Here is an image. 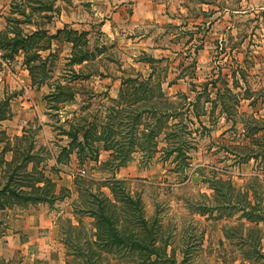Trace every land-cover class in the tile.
Masks as SVG:
<instances>
[{
	"label": "rangeland",
	"instance_id": "obj_1",
	"mask_svg": "<svg viewBox=\"0 0 264 264\" xmlns=\"http://www.w3.org/2000/svg\"><path fill=\"white\" fill-rule=\"evenodd\" d=\"M257 1L0 0V107L6 111L0 120V190L7 184L29 187L25 176L35 164L33 176L42 171L52 177L58 195L28 204L2 197L0 237L9 236L13 244H5L0 264H69L74 258L83 264L82 252L95 251L101 253L100 264H140L137 254L88 244L95 228L87 209L96 205L95 194L114 198L109 187L140 198L145 215L157 218L161 237L170 241L168 251L175 253L176 262L167 264H178L184 255V264H252L236 240L227 238L225 227L254 222L228 206L227 185L217 186L224 187L222 196L211 183L230 180L254 200L253 187L264 204V8ZM65 26L87 32L82 42L94 56L72 62L73 43L55 37L43 49L44 35L54 36ZM34 32L35 39L22 42ZM150 75L176 106L185 102L184 110L219 75L229 79L239 103L231 115L218 108L202 115V123L187 109L185 154H169L179 139L164 132L174 130L180 117L168 122L165 117L156 151L138 149L117 167L112 160L119 153L102 149L103 144L135 137L131 128L139 112L141 126L159 122L144 108L152 102L135 103L132 84L123 81ZM59 81L73 86V100L50 99ZM205 99L207 94L201 112L212 106ZM87 122L113 127L93 142L99 157L88 148L82 163L78 147L70 153L64 147L72 140L70 130ZM36 216L46 217L40 228ZM258 226L264 250V220ZM15 235H28L31 243L18 247Z\"/></svg>",
	"mask_w": 264,
	"mask_h": 264
},
{
	"label": "trees",
	"instance_id": "obj_2",
	"mask_svg": "<svg viewBox=\"0 0 264 264\" xmlns=\"http://www.w3.org/2000/svg\"><path fill=\"white\" fill-rule=\"evenodd\" d=\"M86 33L87 32L85 31L79 32L78 30L68 29V27L65 26L62 29H58L54 36L44 35L47 43L43 45V49L49 47L48 45H50L52 38H62L73 43L71 61L83 63L94 56V53L84 46L86 40L82 42ZM37 35V32L31 33L23 38L22 42L26 43L30 39L33 40ZM30 60L31 59L28 61ZM153 60L155 59L153 58ZM138 76H129L128 78H124L123 81L132 84L134 88L132 94L135 96V103H137V101H143L141 105L143 106L149 104V101L152 102L151 105H147L144 108L145 110L149 108L151 111H147L148 114L151 117H156L159 122H154L152 124H145L144 122L143 126H141L138 122L139 117L141 116V112H139L137 114V119L134 121V125L131 128L133 130L132 134L135 135V137H132L128 143L119 142L103 144L102 149L113 150L114 152L119 153L118 155L116 154L113 158L114 160H112L113 163H115L116 160L119 162L117 167L123 166L129 162L131 154L138 149H141L142 151L147 150L150 153L156 151L158 145L156 138L162 131H164L163 119L165 117L167 122L170 118L173 119L180 117V119L173 124L174 127H171L175 128L174 130L176 131L169 128L170 131L164 132L166 135L165 137L179 139L176 146L169 149V154L173 152L185 154L181 142L187 133V130L183 131L184 127H187L184 123L187 116L183 117V115L188 112L187 109H189L188 113H190V110L192 109L197 117L196 121L202 123V115H206L208 112L212 115V112L215 109L217 110V108L220 109L222 114L228 113V115H231V110L234 109L235 104L239 103L238 97H236L232 87L228 84L229 79L224 75H219L217 78L212 79V81L205 83L204 89L197 91L195 97L188 102L189 107H186L185 110L183 106L185 102L176 106L175 102L166 95L160 83L154 84L151 82L152 75L142 79H139ZM156 89L158 90L157 92ZM139 91H142L144 94L138 95ZM75 94L72 85L59 81L55 84L54 89L48 94V96L50 99H53L58 103L73 100ZM205 94H207V99H205V101H210L212 106L210 110L207 108L205 111L201 112L198 110V107ZM231 100H233V102H231ZM204 105L205 102H203L202 106L204 107ZM5 117L6 111L0 107V120ZM193 121L194 120L192 119L191 122L194 123L195 121ZM108 125L109 122L104 125H100L97 122H87L81 127L72 128L69 132L72 140L64 147V150H67L70 153L75 147H78L79 153L77 156L80 162L83 163L87 159L86 155H83V152L88 148H95V151L97 152L95 159H97L100 155H98V153H100V147L94 146L93 142L103 139L105 134L106 136H109L108 129L112 128L113 125L111 127ZM255 132L256 131H253V133ZM99 133L101 134L100 136ZM247 136V134L244 135V139L248 138ZM245 146L247 148V145ZM31 148L32 143L29 145V149ZM57 161L61 162V159L58 158ZM35 170L37 171L36 165L34 164L31 171L27 172V175L25 176L29 179L26 184L29 187H16L12 189L11 187H8L7 184L6 187H3L0 190V206H3V204H1L2 197L3 199L17 198L18 201L21 200L28 204V202L51 201L58 196L55 191V180L42 171H39L38 176H33ZM116 183H119V181H116ZM219 184L227 185L232 191L228 198V206L232 207V209L241 210L243 216L246 217L247 220L254 222L252 225H244L243 223H240L239 225H236V227H225L227 238L233 241L236 240V243L242 254H244L246 260H250L252 264H264V260H261L264 258V250L262 247L263 231L260 226H258L259 223L264 220V204L262 200L257 199L258 191L252 187V189L255 190L254 193H252V195H254L253 200L249 198L250 193L248 194V191L241 194V190L235 187L232 184V181L218 178L213 180L211 185L215 188V192L221 193L222 196H226L227 194L223 191L224 187H217ZM109 188L114 195V198H111L106 193H101L102 195L95 194L96 205L87 209L90 215L94 217L95 228L94 235L88 239L90 247L93 248L99 246L100 248L107 250V252H116L120 255L124 250L127 252L126 255L137 254V262L140 264L145 262H151L152 264H167L170 261L174 263V249L168 251L170 241L164 239L160 235L162 225L158 222L157 218L150 219L145 215V209L141 199L135 198V196L125 190L123 195L120 196L119 187ZM71 226H74L72 229H77L75 228V225ZM25 240L26 237H23L22 242ZM19 251L17 253L22 252V250ZM96 255H98V260H94ZM81 256L84 257L83 264L101 263V261H99L101 258L100 252L95 251L91 252V254L82 252ZM186 258L187 255H184L183 259L178 261V264L186 263ZM75 260L77 259L74 258L68 263L77 264ZM240 262H242V260ZM78 264L82 263L78 262Z\"/></svg>",
	"mask_w": 264,
	"mask_h": 264
},
{
	"label": "crops",
	"instance_id": "obj_3",
	"mask_svg": "<svg viewBox=\"0 0 264 264\" xmlns=\"http://www.w3.org/2000/svg\"><path fill=\"white\" fill-rule=\"evenodd\" d=\"M258 2V1H257ZM260 7H262V8H264V0H260L258 3H257ZM41 218H43V219H41ZM46 217H44V216H36L34 219H33V222L36 224V226L38 227V228H40V227H42L43 225H44V221H46V220H44ZM41 220H43V221H41ZM35 227V226H34ZM34 227H32V228H34ZM9 237V236H8ZM8 237H6V238H4V239H1V237H0V258H2L3 257V249L5 248V244H9L10 242L12 243L13 241L11 240H9L8 239ZM23 237H26V240L24 241V242H22V238ZM23 237H16V235L15 236H13L12 237V239H14V241H16L17 239V246L18 247H24L26 244L27 245H29L30 243H31V241H30V236H28V235H24ZM40 239H42V238H39V240ZM41 241V240H40ZM13 244V243H12ZM16 245V244H15ZM41 247V246H40ZM25 248V247H24ZM34 248H36V249H39V248H37L36 246L34 247ZM41 249V248H40Z\"/></svg>",
	"mask_w": 264,
	"mask_h": 264
},
{
	"label": "built area",
	"instance_id": "obj_4",
	"mask_svg": "<svg viewBox=\"0 0 264 264\" xmlns=\"http://www.w3.org/2000/svg\"><path fill=\"white\" fill-rule=\"evenodd\" d=\"M1 52H2V49H1V45H0V56H1ZM83 172H85V170H83Z\"/></svg>",
	"mask_w": 264,
	"mask_h": 264
}]
</instances>
